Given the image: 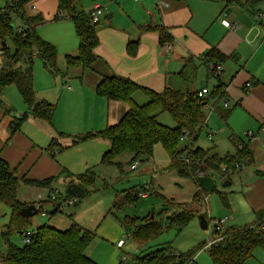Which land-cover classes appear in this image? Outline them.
Instances as JSON below:
<instances>
[{
  "label": "crops",
  "instance_id": "0c3cea01",
  "mask_svg": "<svg viewBox=\"0 0 264 264\" xmlns=\"http://www.w3.org/2000/svg\"><path fill=\"white\" fill-rule=\"evenodd\" d=\"M6 2L7 0H0V9ZM97 4L101 6V13L95 27L98 44L93 52L98 60L93 64V68L66 66L65 55L77 53V38V47L75 43H71L65 52L60 51L57 55L56 63L60 72L54 76V92L46 93L36 86L33 80L36 97L55 104L52 124L28 116L19 130L7 141L11 117L8 115L5 119L0 118V156L14 169L16 177L43 179L56 176L53 187L59 180L68 185L75 182V175L90 164H98L103 153L109 148L108 140L94 138L74 145L72 141L79 134L102 130L117 123L128 108L122 101L107 100L96 94L95 87L103 75L114 73L152 90L161 91L165 86L172 87L180 79H185L184 69L192 64L195 76L193 90L207 88L210 93L212 89L207 83L203 84L202 80L207 82L213 76L209 75L207 64L201 59L204 53L213 47L230 58L221 64L222 70L218 77H214L217 79L214 85L218 82L223 84L226 100L223 99L219 103L215 100L211 109L219 116L220 110L225 111L223 103L227 101L226 108H235V113L239 111L238 119L248 126L246 128H254L255 131H245H251L252 137L246 135V141L239 139L237 144L245 143L251 151V163L258 164L255 170H264V25L262 20L256 17V12L262 13L259 7H246L244 0H78L76 7L89 13ZM257 4L261 6L260 2ZM25 6L26 15L40 14L43 20L50 21L52 17L53 20L65 22L64 27L69 32V19L64 18L63 14L54 19L57 14L56 0H31ZM103 6L107 7V12L101 17ZM222 21H235L238 28L235 31L230 30ZM146 25L164 27L171 35V41L161 44L156 30L140 29ZM17 27H23L22 20ZM38 27L36 30L41 38L53 45L58 44L57 40L49 36H41ZM129 41H137L133 55L126 51ZM167 44L169 48L166 47ZM198 62L204 66L205 74L199 72ZM245 82L251 84L248 89L244 88ZM8 87L2 90L0 101L4 99ZM144 97L141 91L133 94L137 103H143ZM229 100L234 103L231 104ZM217 104L222 106L218 111ZM25 110L24 104L19 107L17 113L21 114ZM227 116L222 121L233 132L237 121L229 123ZM219 129L223 132L225 128L220 126ZM209 130H212L211 127ZM53 141L62 150L58 151L54 144L49 148ZM211 148L217 153L215 147ZM118 161L120 162L119 158ZM62 170L67 173L61 177ZM253 179L251 192H248L247 196L250 200L258 199L256 204H252L253 209L258 210L264 207V177L257 176L254 171ZM21 187H24L22 192L27 196L25 202L28 204L43 200L48 192L46 188L22 184L17 194ZM49 211L47 209L41 214L48 215ZM60 214L62 213L50 215L48 224L63 230L71 225V221L62 220ZM57 216L61 219L56 218ZM111 230L113 233L109 234L105 227L97 229V235L94 237L100 241V233L110 235L115 239V243L126 237L125 229L117 223L112 224ZM86 254L92 259L88 247ZM108 261L107 259L103 263H97L114 264Z\"/></svg>",
  "mask_w": 264,
  "mask_h": 264
},
{
  "label": "trees",
  "instance_id": "16d2710c",
  "mask_svg": "<svg viewBox=\"0 0 264 264\" xmlns=\"http://www.w3.org/2000/svg\"><path fill=\"white\" fill-rule=\"evenodd\" d=\"M30 1L7 0L5 6L0 9L2 59L0 92L5 87L14 86L26 106L24 112L18 116H12L8 124L9 137L7 141L19 130L28 116L51 125L56 109L54 104L44 99H38L33 86L32 64L34 57H38L50 73L57 75L60 71L56 63L55 46L41 38L36 30L44 21L42 16L40 14L28 16L24 13V6ZM77 1L56 0L57 14L54 19L60 18L59 14H63L64 18L72 22L78 38L76 55H65L66 66L93 68V64L98 60L93 52L98 44L95 30L97 23L91 22L88 12L77 9ZM262 1L264 0H244V5L252 7ZM11 13H15L23 23V27H17L16 31L13 30ZM140 29L156 30L161 44L171 41V35L162 26L146 25L141 26ZM8 41L11 43V48L8 46ZM136 47L137 41H129L126 47L127 53L135 54ZM228 58L230 56L213 47L204 53L201 60L207 64L209 75L217 78L219 74H214V66L221 65ZM208 64L213 65V68H208ZM244 88L248 89L245 86ZM137 91L144 93L146 99L143 103H137L133 99V94ZM95 92L107 100L122 101L128 106L117 123L108 125L102 130L79 134L72 141L74 145L94 138L108 140L109 148L101 156V165H117L118 170L122 173L123 165L118 161L119 157L129 154L127 164L131 166L134 162L150 158L154 145L160 143L168 153L171 164L177 172L191 177L197 185L195 179L198 174L211 176L212 173H219L224 179H228L234 171L239 170L236 166H240V163L243 166L248 165L252 161L250 149L242 142L239 143L241 148L237 144L233 154L226 153L224 155L217 154L213 148L203 149L196 145L198 135L206 124V107L209 100L214 99L217 103L223 99L226 100L221 82L213 86L211 92L208 93L209 96L200 98L197 96V90L182 91L165 86L161 91H156L142 86L130 78L113 73L102 76L95 87ZM216 109L217 111L220 109L218 104ZM9 112H12L11 108L4 109V113ZM163 112L169 114L174 122L173 127L164 125L157 120V116ZM220 115L224 118L227 115L226 111L220 110ZM184 137L189 139L190 144L181 148L179 143ZM52 144L58 148V151L62 150L55 141L49 145V148ZM181 154L184 155V158L181 157ZM62 172L67 173L65 170ZM255 174L264 177V170H255ZM75 177L77 185L84 190L83 197L90 191L87 188L94 182L92 172L87 170L76 174ZM56 178V176L43 179L18 178L14 169H11L0 156V203L10 210L8 221L2 232L6 249L4 252H0V264H99L86 254V249L94 234L75 222L63 230L52 227L48 222L43 223L30 231L29 240L22 246L9 241V235L12 232L17 231L22 234L24 231H28L29 219L22 217L19 211L30 204L22 202L18 198L19 186L23 184L52 191ZM72 183L70 182L68 186ZM197 188L198 191L194 193L193 201L199 200V195L204 194L198 185ZM130 193L128 192L127 195L131 196ZM134 197L139 198L136 195ZM220 197L226 204L225 196L220 194ZM64 198L65 200L70 199L72 195L67 191L61 200ZM54 200L47 192L46 197L38 201L37 213H42V202L51 204L52 211L48 212L49 216L63 212L61 209L63 203L55 204ZM167 203L174 202L167 200ZM174 204L179 208L177 212L167 217L165 226L160 220H156L154 215L152 217L144 216L138 220L126 219L124 226L131 228V239L137 247L135 254L127 256L128 260L135 264H185L187 260H192L194 251L175 253L169 245L156 249L148 248L149 243L163 230L172 225L183 227L195 216L193 209L186 208L189 205ZM117 205L115 203L113 207ZM203 216L206 219V215L203 214ZM255 217L253 223L225 227L222 237L211 245L205 247L207 243L202 244L201 247L207 250L212 264H246L256 248L264 250V208L256 212ZM216 235L217 232L214 230L213 237Z\"/></svg>",
  "mask_w": 264,
  "mask_h": 264
},
{
  "label": "rangeland",
  "instance_id": "374dc122",
  "mask_svg": "<svg viewBox=\"0 0 264 264\" xmlns=\"http://www.w3.org/2000/svg\"><path fill=\"white\" fill-rule=\"evenodd\" d=\"M10 1V0H8ZM254 5L259 7L264 14V1ZM26 7V6H25ZM102 15L107 12V7L103 6ZM11 20L14 25L13 30L16 31L17 26L21 23L20 18L15 14L11 13ZM264 25V18L261 19ZM64 24L65 22H59L53 20L52 17L49 20H44L42 25L38 27V32L41 36H49L58 44L54 45L57 51V55L60 51L65 52L66 48L71 43H75L77 47V36L73 29L72 22L67 21L70 24L69 32L66 31ZM9 48H11L10 41L7 42ZM196 65V64H195ZM198 68L200 73L205 74L204 66L198 62ZM196 65V66H197ZM193 65L190 64L185 67L184 74L185 79L173 84V88L177 90H192L194 89L192 84L195 82ZM33 80L35 85L46 93H52L55 91L54 75L50 73L43 65L38 57L33 58L32 64ZM207 85L212 89L213 85L217 82V79L210 77ZM53 82V85H52ZM2 91L0 92V94ZM146 99V97H144ZM45 100V99H44ZM47 101V100H46ZM145 101V100H144ZM231 104L234 102L229 100ZM49 102V101H47ZM55 102V101H54ZM51 103V102H49ZM53 104V103H51ZM214 104V99H210L207 105L206 116L207 124L202 128L200 135H198L196 145L203 149L215 147L217 153L225 154L227 152H235L237 141L241 139L246 141V128L245 122H241L239 118V111L235 113V108H225L227 116V122L237 121L236 127L233 128V132L226 127L224 118L218 116L215 111H212L211 106ZM55 105V104H54ZM22 99L14 86H10L6 89L4 99L0 105V118H7L8 115L12 118L13 115H19V107H23ZM219 107H222L218 104ZM5 108H11L12 112L4 113ZM3 119V120H4ZM157 120L169 127L174 126V122L168 113L163 112L157 116ZM223 120V121H222ZM220 126L224 127V131L221 132ZM216 133L209 139L207 132L209 128ZM220 130V131H219ZM251 132V131H250ZM190 141L187 137L182 138L179 143L181 148L189 146ZM129 154H123L119 157L120 163L123 165V172L117 168V165H101L100 161L90 164L84 171H91L94 178V182L87 189L90 190L85 196L75 197L74 202L70 203L68 199L61 200L66 194L68 185L66 182L59 180L54 184L53 189H57L60 192L58 198L54 200V203H63L61 209L63 212L62 220L70 219L71 224L73 222L91 231L94 236L97 235V229L106 228V232L112 234V224H118L123 227L126 232L124 238V245L122 247L116 246V241L110 235L99 234V239L93 237L89 246L88 252L90 256L96 262L103 263L105 260L113 262L114 264H128L131 262L127 256L135 254L137 247L131 239L130 230L125 225L126 219L138 220L144 216H153L156 220H160L164 226L167 222V217L172 213L177 212L178 206L174 203H183L189 205L187 209H193L195 216H193L185 226L178 227L177 225L169 226L163 230L158 237L153 239L148 245L149 249H156L165 245H169L175 253H188L194 251L192 260H187L185 264H212V261L208 255L206 249L202 248L203 243H208L214 234V221L224 218H228L223 223V227L229 225L242 226L250 224L255 221V214L263 208L258 210L253 209L252 204L258 202L257 198L250 200L247 196L248 192H251L250 188L254 181V171L257 169V165L249 164L234 171L228 179H224L219 173L210 174L214 180V190L210 192H204L206 202H203V195L200 194L199 200L193 201V195L198 191L195 181L187 176L181 175L177 172L176 168L172 166L171 159L164 149V147L157 143L154 145L152 150V156L148 159L137 161V167L131 169L127 164L126 159ZM105 166V167H103ZM242 169V170H241ZM64 176V172L60 175ZM224 182H229V185L223 186ZM69 183V182H68ZM72 184H77V180ZM149 186L148 195L146 197L136 198L132 195L136 189ZM24 187H21L18 198L20 201H27V196L23 195ZM250 190V191H249ZM261 191H263L261 189ZM131 192V196L127 195ZM223 194L226 198V204L220 197ZM260 198V196L258 197ZM34 198H32V201ZM170 200L174 203H167ZM35 202V201H33ZM42 213L47 209L52 211L51 204L42 202ZM118 204L113 207L114 204ZM39 206L38 202L32 203ZM10 210L8 207L0 203V252H4L6 244L2 237L4 225L7 223L9 218ZM206 215L207 228L202 229L199 225V216ZM69 216V217H68ZM61 217L57 216L56 218ZM49 218L47 214L37 213L29 217L28 230H34L37 226L48 222ZM55 219V220H58ZM116 222V223H115ZM9 241L18 245H24L23 235L17 231L12 232L9 235ZM198 247H201L198 249ZM122 257H126L127 261L123 262ZM246 264H264V250L256 248L252 256L247 260Z\"/></svg>",
  "mask_w": 264,
  "mask_h": 264
},
{
  "label": "built area",
  "instance_id": "2783aa9c",
  "mask_svg": "<svg viewBox=\"0 0 264 264\" xmlns=\"http://www.w3.org/2000/svg\"><path fill=\"white\" fill-rule=\"evenodd\" d=\"M100 13H101V6L97 4L89 12V17H90L91 22L97 23L98 22V15ZM256 17L259 18V19H262L264 17V14L261 13V12H257L256 13ZM222 22L230 30L235 31L238 28V23L235 22V21H231V22L222 21ZM166 47L169 48L170 46L167 44ZM0 58H1V51H0ZM17 65H19V64H17ZM0 67H1V64H0ZM208 68L212 69L213 68V65L208 64ZM221 70H222V67H221L220 64L214 66V74H219L221 72ZM244 86L246 88H249L251 86V84H250V82H245ZM206 94H208V89L207 88H201V89L197 90V96L200 97V98L204 97ZM227 106H228V102L225 101L223 103V107L226 108ZM214 133H216V131L209 130V132H207L208 138L210 139ZM245 134L247 136H250V137L253 136L252 132H246ZM238 147L241 148V145L238 144ZM181 157L184 158V155L181 154ZM136 164H137V162H134L130 166V168L131 169H134L136 167ZM240 164H241L240 166H236L239 169L242 168V167H244L242 163H240ZM197 176H201V175L198 174ZM148 190H149V186H144L142 188L136 189L134 191L133 195H136L137 197H146L148 195ZM48 192H49L50 198H52V199H56L60 195V192L57 189H53L52 191H48ZM202 195H203V202H206L205 195L204 194H202ZM74 198L75 197L72 196V198L68 199V201L70 203H73L74 202ZM227 219L228 218L225 216L224 218H221V219H218V220H215L214 221V230L217 232V235L215 237H212L211 240L205 245V247L211 245L212 243L216 242L217 240H219L222 237V233L224 231L223 223L226 222ZM22 234L24 236L23 237L24 238V242H27L29 240L28 236L30 234V231L29 230L28 231H24ZM123 244H124V239L121 238L120 240L117 241L116 246L117 247H122ZM121 260L123 262L127 261L126 257L125 258L122 257ZM128 264H135V263L134 262H128Z\"/></svg>",
  "mask_w": 264,
  "mask_h": 264
},
{
  "label": "water",
  "instance_id": "95a60500",
  "mask_svg": "<svg viewBox=\"0 0 264 264\" xmlns=\"http://www.w3.org/2000/svg\"><path fill=\"white\" fill-rule=\"evenodd\" d=\"M195 180L197 182V185L203 192H210L215 185L213 178L208 175L197 176ZM227 185H229V182L223 183V186H227ZM67 191L73 197H81L84 193L83 188L77 184H70L68 186ZM19 213L22 217L29 218L37 213V208L34 204H30L21 208ZM199 225L202 229L207 228V223L203 215L199 216Z\"/></svg>",
  "mask_w": 264,
  "mask_h": 264
}]
</instances>
